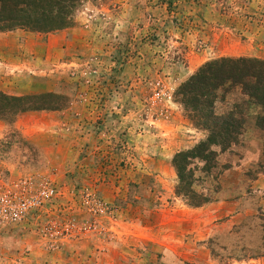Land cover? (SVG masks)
<instances>
[{
	"label": "rangeland",
	"instance_id": "obj_1",
	"mask_svg": "<svg viewBox=\"0 0 264 264\" xmlns=\"http://www.w3.org/2000/svg\"><path fill=\"white\" fill-rule=\"evenodd\" d=\"M240 56L264 60V0H85L66 29L0 32V91L58 105L0 117V195L32 204L0 224V264H264L256 107L237 144L188 166L209 201L175 192L174 155L207 135L177 89Z\"/></svg>",
	"mask_w": 264,
	"mask_h": 264
},
{
	"label": "trees",
	"instance_id": "obj_2",
	"mask_svg": "<svg viewBox=\"0 0 264 264\" xmlns=\"http://www.w3.org/2000/svg\"><path fill=\"white\" fill-rule=\"evenodd\" d=\"M85 0H0V32L22 29L51 32L74 25V15ZM239 91L240 103L224 113H217L215 103ZM192 122L207 135L193 148L176 153L172 159L178 175L175 192L198 206L208 202L207 196L192 190L193 172L188 166L193 159L206 163L214 160L217 151L237 144L244 133L247 108L258 110L255 121L264 131V60L255 57H221L204 63L183 82L176 92ZM34 96H12L0 91V117L12 120L19 113L34 109H55L57 106L31 101ZM212 166V165H211Z\"/></svg>",
	"mask_w": 264,
	"mask_h": 264
},
{
	"label": "built area",
	"instance_id": "obj_3",
	"mask_svg": "<svg viewBox=\"0 0 264 264\" xmlns=\"http://www.w3.org/2000/svg\"><path fill=\"white\" fill-rule=\"evenodd\" d=\"M52 193L51 187H44L41 191L44 197H49ZM30 206H32L30 202L12 204L8 202L5 195H0V224L5 221L14 222L22 219Z\"/></svg>",
	"mask_w": 264,
	"mask_h": 264
}]
</instances>
